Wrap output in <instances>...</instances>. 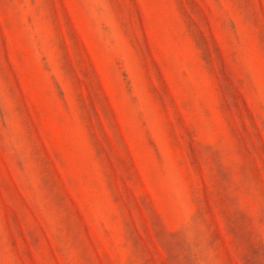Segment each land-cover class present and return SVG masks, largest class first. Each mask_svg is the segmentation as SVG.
<instances>
[{
    "label": "rangeland",
    "instance_id": "obj_1",
    "mask_svg": "<svg viewBox=\"0 0 264 264\" xmlns=\"http://www.w3.org/2000/svg\"><path fill=\"white\" fill-rule=\"evenodd\" d=\"M0 264H264V0H0Z\"/></svg>",
    "mask_w": 264,
    "mask_h": 264
}]
</instances>
